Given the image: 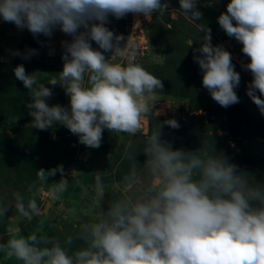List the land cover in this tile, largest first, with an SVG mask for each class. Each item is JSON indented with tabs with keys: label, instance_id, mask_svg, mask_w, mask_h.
Listing matches in <instances>:
<instances>
[{
	"label": "clouds",
	"instance_id": "1",
	"mask_svg": "<svg viewBox=\"0 0 264 264\" xmlns=\"http://www.w3.org/2000/svg\"><path fill=\"white\" fill-rule=\"evenodd\" d=\"M197 5L198 0H179L182 12L199 21L203 14ZM168 7L169 0H0V17L19 30L37 38H51L56 30L71 37L61 42L62 71L47 84L23 64L13 70L28 89L32 127L43 131L64 126L89 148L101 146L105 129L117 135L140 132L163 83L136 62L135 42L128 38L122 45L123 35L107 24L110 16L148 17ZM217 21L250 58L241 65L253 77L247 95L264 115V0H229ZM200 33L202 43L193 49V61L202 72L203 87L224 108L239 103L241 76L232 54L222 44L213 45L208 25ZM36 54L35 49L13 53L23 59ZM116 55L122 63L115 62ZM47 85L61 86L70 97L69 106L50 105L53 92ZM165 123L180 127L175 119ZM159 135L160 127L146 137L139 152L131 142L125 147L131 163L123 179L135 191L110 193L97 178L94 218L82 219L63 240L36 232L21 235L19 224L10 223L0 252L20 264H264V180L210 153L205 144L198 153L173 149ZM141 152L146 156L143 177L136 159ZM57 172L62 178L50 195L59 199L69 184L63 166L41 168L36 182L14 193L11 206H0V217L14 207L21 221L39 219L37 183L49 182Z\"/></svg>",
	"mask_w": 264,
	"mask_h": 264
},
{
	"label": "rangeland",
	"instance_id": "2",
	"mask_svg": "<svg viewBox=\"0 0 264 264\" xmlns=\"http://www.w3.org/2000/svg\"><path fill=\"white\" fill-rule=\"evenodd\" d=\"M228 2L198 0L197 6L203 14L199 21L182 12L179 0H169L168 10L163 13L143 16V33L130 39L137 46L135 60L162 80L163 89L156 93L154 109L143 118L144 127L136 135H117L104 130L106 152L100 147L89 148L79 143L78 136L61 125L43 131L33 128V118L26 107L28 89L14 75V68L23 64L29 74L45 84L58 77L63 69L61 42L71 37L56 30L51 38L43 35L37 38L24 29L18 38H14L12 48L0 45V206H11L14 193L25 192L29 184L36 182L37 171L41 168L50 170L62 165L69 180L66 191L55 200L51 198L50 189L62 178L60 172L50 176L49 182L43 185L37 183V202L42 215L31 224L21 221L22 217L10 207L6 217H0V243L8 239L4 230L13 222L21 227V235L36 232L63 240L75 232L82 219L94 218L99 196L97 178L110 193L118 194L124 189L135 191V186L126 184L123 179L131 163L125 156V147L131 142L135 151H141L146 137L159 127V139L173 149L198 153L205 144L210 153L223 155L238 169L264 180V115L247 95V85L253 79L251 72L241 67L250 58L243 54L242 44L228 37L217 21L226 11ZM127 19L128 15L121 19L110 16L107 24L114 33L123 35L122 45L129 38L125 32ZM206 25L211 28L213 45L222 44L230 51L235 69L241 76L236 89L239 103L227 108L216 103L203 87L202 72L193 61V49L202 43L200 29ZM28 49H35L37 54L30 59L13 55L17 50L24 53ZM110 55L106 53V56ZM115 62L123 61L116 55ZM47 86L53 92L47 101L50 105L69 106L70 97L61 86ZM168 119L177 120L179 129L167 125ZM136 159L143 177L146 156L141 152ZM85 168L92 175V181L72 192L78 174ZM40 188H43L42 192ZM0 264L20 262L0 253Z\"/></svg>",
	"mask_w": 264,
	"mask_h": 264
},
{
	"label": "crops",
	"instance_id": "3",
	"mask_svg": "<svg viewBox=\"0 0 264 264\" xmlns=\"http://www.w3.org/2000/svg\"><path fill=\"white\" fill-rule=\"evenodd\" d=\"M20 31L21 30H19L16 26L11 25V23L4 22L2 17H0V45L12 48L13 45L11 44L15 41L14 38H18L21 35ZM93 47L95 46L93 45ZM9 51L12 50L10 49Z\"/></svg>",
	"mask_w": 264,
	"mask_h": 264
},
{
	"label": "built area",
	"instance_id": "4",
	"mask_svg": "<svg viewBox=\"0 0 264 264\" xmlns=\"http://www.w3.org/2000/svg\"><path fill=\"white\" fill-rule=\"evenodd\" d=\"M143 15L128 14V19L125 25V32L129 39H133L136 34L143 33Z\"/></svg>",
	"mask_w": 264,
	"mask_h": 264
},
{
	"label": "trees",
	"instance_id": "5",
	"mask_svg": "<svg viewBox=\"0 0 264 264\" xmlns=\"http://www.w3.org/2000/svg\"><path fill=\"white\" fill-rule=\"evenodd\" d=\"M93 45H94V46H97V45L95 44V42H93ZM105 136H106V135H105V131H104V132H103L102 143H101V146H100L102 152H106V151H107L106 137H105ZM87 162H88V161H87ZM87 162H86V164H87ZM92 179H93L92 175H91L90 173H88L87 170H86V168H85L82 172H80V173L78 174V181H79V184H77V185L75 186V188H74V190H73L72 192L79 190L80 187H81V185L89 183L90 181H92ZM0 253L2 254L3 252H0Z\"/></svg>",
	"mask_w": 264,
	"mask_h": 264
}]
</instances>
